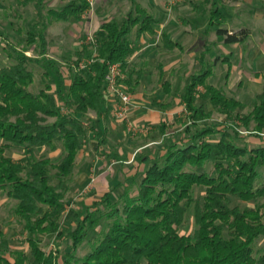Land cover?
I'll return each instance as SVG.
<instances>
[{"label":"trees","instance_id":"trees-1","mask_svg":"<svg viewBox=\"0 0 264 264\" xmlns=\"http://www.w3.org/2000/svg\"><path fill=\"white\" fill-rule=\"evenodd\" d=\"M18 1L33 3L38 18H43L41 0ZM220 1L214 0V6ZM89 8L86 0H78L53 15L62 22H78ZM217 14L214 8L212 19ZM155 24L154 17L138 5L121 23H103L94 34V44L80 53L87 61L84 68L80 62L70 67V84L57 93L46 80L37 93L28 90L34 75L26 51L17 52L15 64L0 67V190L17 199L15 214L28 234V253L12 252L10 241L0 234V264H264V255L254 254L255 242L264 237L262 208L232 205L234 201L258 203L264 198V185L255 187L258 170L264 168V146L248 148L237 143L243 138L235 124L221 132L216 124L200 127L211 115L205 106H196L195 96L198 87H203L204 98L213 109L235 116L248 137L262 139L264 91L257 95L252 110L241 114L245 107L240 101L208 83L211 69L193 76L182 96L193 126H187L178 143L164 146L162 157L146 169L137 193H126L119 201H113L108 193L92 206L94 211H86L77 226L65 234L70 245L62 263L58 256L43 250L44 236L62 234L66 182L75 172L78 155L92 129L86 125L91 123L89 115L109 113L104 91L108 67L120 64L127 75L123 84L134 92V71L129 69L128 59L142 35L155 34ZM45 29L46 25L36 28V33L28 32V44L39 38L44 45ZM133 34L136 41L130 39ZM218 34L225 44L234 45L243 42L249 31L221 29ZM163 40L170 44L165 37ZM172 45L174 49L176 44ZM164 88L169 91V84ZM62 107L68 114L62 113ZM10 146L29 152L60 148L62 154L56 163L47 157L14 162L6 155ZM194 168H205V172H192ZM53 170L56 183L51 180ZM199 187L204 190L201 201L194 198V188ZM100 207L108 213H102ZM191 207L195 230L182 235L179 229ZM103 219L108 220V227L102 239L92 251L78 257L76 251Z\"/></svg>","mask_w":264,"mask_h":264},{"label":"rangeland","instance_id":"rangeland-1","mask_svg":"<svg viewBox=\"0 0 264 264\" xmlns=\"http://www.w3.org/2000/svg\"><path fill=\"white\" fill-rule=\"evenodd\" d=\"M86 1H89L90 3V15L85 14L84 21L68 23L57 20L53 15L48 13V10L62 9L69 4L78 3V0H41L39 4L41 6L42 19L38 18L37 8L33 3L26 4L18 0H0V67L15 64L17 62L15 59L17 52L23 53L26 51V55L31 59V62L28 63V66L34 75V83L29 87L28 90L32 93H37L40 89L44 88L43 80L51 82L52 91L54 93H57V91L61 89L64 90V88H66L71 81L70 79L72 73L70 72V67L74 66L78 62H80L82 65H85V62H87L85 59H81L80 53L84 47H90V38L94 37L95 31L100 25V19L96 17L95 13H93L95 1ZM135 1L137 4H140L145 8L149 5L147 0ZM153 2L152 4H157L154 0ZM112 3L113 2L110 1V3L106 6L109 8L111 6L110 4ZM117 5L124 6V4L122 5L121 2H118ZM112 6L114 7L113 4ZM135 6L136 5H133L132 11H135ZM200 9L207 12L210 9V5L205 4L204 0H175L173 7L170 8V13H172V15L175 13L176 17H178V13L180 12L181 15L188 18L190 23L189 25H185V30L190 34H195L197 32L193 29V24L196 26V28L198 27L197 29L207 28L205 31L200 33V37L202 38L201 45L197 42L191 43L190 45H187L182 51L176 50L171 54L162 50L159 47V43L156 42V46L154 47L156 49H154L155 52H152V57H149L151 56L150 53L149 56L140 57L134 62L135 71L142 70L144 72L142 88L139 85L136 92L140 93L143 97V103L147 109L153 110L152 108L154 107L155 110L159 109L158 111L161 110L160 113H162V106L159 107V104L157 107L154 106V102H158V100H160L161 103L167 104L166 106L168 107H176V113L169 117L166 114L162 115L157 113L158 118L163 120V123H160L156 126L146 125L140 121L139 118L130 115L132 104L128 107V111L124 117H120L118 116L119 112H117L119 103L111 97H106L108 104H111V112L107 122L108 132H106V134H104L100 140L96 139L97 137L93 139V142H96L95 146L97 147L98 145V148L93 147V149H91L90 147H92V145L87 141L83 148V153H79L76 161L75 172L73 176L70 177V179H68L66 182L67 193L65 201L69 207L72 205L81 206L79 204L81 191H78L77 189L78 183L81 184L84 178H87L88 180L86 186L81 188L82 192L83 190L87 192L96 184L97 178L95 177V168L91 167L90 164H93L97 157L102 158L106 156L108 158V153L114 155L116 154L117 150H119V147L121 148L123 146H128L130 150H136L150 145L146 147V150L141 151L138 154L139 158H137L136 163L141 165L142 162L139 161L140 157H150L152 154L151 149L154 150L155 148L156 150H161V153L163 150V152H165L164 146L166 144H170L173 141H180L181 138L185 137V129L187 126L193 125L188 119L189 113L182 96L185 93L186 86L190 84L192 76L199 74L198 71L200 69V65L198 60L195 58V56L198 55V52L204 51L203 54L206 55L207 52H211V50L213 51L216 42H224V37L218 34V30L226 29L235 33L242 30H248L250 32L244 41L238 44L240 47H236L238 50L234 57L236 58L235 64L237 65L239 62H242V56L245 54L247 47L252 45L254 41L256 42V39L262 37V32H264V2L262 0H222L220 4V10L222 11L224 17L222 18L220 24H217L214 21V24H211L209 27L206 24L208 23V16L204 12H198ZM152 10L153 8L151 6L147 9V11ZM167 10L168 8H166V11ZM202 14H205V17L201 16ZM226 16H231L232 18L230 19ZM111 21H115L117 23L122 22L120 19H112ZM43 24L46 25V30L44 31L45 44L43 45L39 38H37L34 43L28 44V32L36 33L35 26H38L40 29ZM178 34L176 33L175 36ZM91 44H94V41ZM214 50L217 51L218 49L214 48ZM222 52L223 55H226V53H230L232 51L225 47L222 49ZM45 53H47L49 56L48 60L53 62V66H50V61L43 57V54ZM173 57H177L175 61V68H171V73L169 75L165 74V76L161 79L159 77L157 66H166L167 62L169 63ZM243 63L244 62H242L240 65L246 68V66L242 65ZM205 64L213 65L214 59L212 62L206 61ZM210 69L213 70V75H217L216 77L213 76L211 79L212 84L216 87H220L223 92L225 91V94L235 97L237 95L235 86H232L230 82L226 86L224 85L227 66L222 63L218 64L217 66L213 65ZM167 70L170 69L168 68ZM184 72H188L191 77L183 79L182 73ZM45 73H49V77L45 76ZM220 73L223 74L219 77ZM124 74L126 76V73ZM166 80L169 82L171 81L170 83L172 86V91L170 92H172V94H169L163 88V84L166 82ZM237 81H243V77H237L236 82ZM124 88L129 92V94H131V96H133V93L129 91L128 86H124ZM259 92H261V90H251L248 92L246 91L245 95L243 94L242 100L245 103L246 108H244L241 114H248L252 110V105L255 102V96ZM204 94V88L198 87L197 91L195 92L197 99L196 106L203 105L205 108L208 107V110L211 109V111H209L211 116L209 120L202 122V124L199 126L203 127L204 124H208L210 127H214L216 124L218 125L216 129L220 130L221 132L224 131L225 128H231L230 126L235 124V126H237V132L243 138L242 140L236 142L241 146L255 148L256 145L251 144V139L248 140L247 133L240 127V123L237 121L235 116H228L218 109H213L208 100L204 98ZM237 96H241L240 92ZM127 122H130L133 126H135L137 132L129 131ZM86 125L88 127L90 124L88 125L86 123ZM160 126H164L162 128L163 133L159 130ZM163 134H165L166 137L163 138ZM127 143H129V145H126ZM85 153H88V155H83ZM61 154L62 150L60 148L55 151L48 149H33L30 152L25 148L16 146H10L6 149V155L14 162H19L22 158L40 159L47 157L56 163V161L60 159ZM158 155L159 157L150 158L148 166H150L154 161L158 160V158L162 157L163 154ZM111 160L118 162L117 159L112 157L109 161ZM89 167L91 168L89 169ZM191 171L195 173H202L205 172V168H194ZM54 173L55 172L53 170L51 179L52 183L57 182L56 178L54 177ZM258 173L259 176L255 183L256 188L264 185V168L259 169ZM144 175L145 172L144 174L140 173L137 176V179H135V181L130 184L129 187H127L128 189L126 188L127 190L124 189L123 191H136V187L140 186ZM110 178L112 179L113 177H109L108 179ZM99 182L102 183L101 180ZM122 193L123 192L120 193L118 191V193L114 195L115 197L113 196L114 198H112V200L119 201V199L123 196ZM203 196V188H194V198L197 201H201ZM17 203V199L10 195L7 190H0V234L10 241L12 252L19 251L28 253V234L23 229L21 222L18 220V217L15 214ZM236 204H239L242 208H256L260 206L262 208V212L264 213V198L259 200L258 203L246 204L234 201L232 205ZM100 208L102 213H108V209H105L104 207ZM89 209L94 211L92 207H89L87 211ZM85 214L86 211L84 215ZM68 216L69 213L67 215H63L62 222H65ZM107 227L108 220L103 219L94 232H89L86 242L80 248H78L76 255L78 257H83L92 251L96 243L102 239L103 232L106 231ZM194 230L195 223L193 218V208L191 207L186 214L185 222L182 228L179 229V233L182 235H191L193 234ZM69 231L64 230V227H62L63 233L66 234ZM69 245L70 241L66 237L65 239L61 240L57 236L43 237V250L46 253L52 250H57L58 253L56 254L61 263L64 261V257L68 251ZM254 254L255 257L264 255V237L258 239L255 242Z\"/></svg>","mask_w":264,"mask_h":264},{"label":"crops","instance_id":"crops-1","mask_svg":"<svg viewBox=\"0 0 264 264\" xmlns=\"http://www.w3.org/2000/svg\"><path fill=\"white\" fill-rule=\"evenodd\" d=\"M95 1V7H93V13H95L96 17H98L100 19V25L99 27L96 29V31L100 28V26L105 23V22H109L112 19H120V20H124L126 18V16L130 13L133 12L132 11V7L133 5H138L139 7H141L142 9L146 10V12L150 15H152L154 17V19L156 20V24L154 26V33L155 34H149L146 33L144 35H142L140 37V39H138L136 41V37L133 34L130 39L132 41H136V46H137V50L131 55V57L128 59V66L129 69H131V71H134L132 73V83L135 86V90L132 96V107L130 110V115H132L133 117L139 118L140 121H142L144 124L146 125H159L160 123H163V120L158 118L157 113L159 114H166L169 116L174 115L176 113V107L171 106L168 107L166 106L167 104H163L160 102V100H158V102H154V106L157 107V105L159 104V107L162 106L161 108L163 109V112L160 113V111H158L157 109L155 110L154 107L151 109H147V107L145 106V104L143 103V97L141 96L140 93L136 92V90L138 89V86L140 85V87L142 88V82L144 80V72L142 70H137L135 71L134 69V62L140 58V57H145V56H149V54L152 57V52L156 49L154 48L156 46V42L159 43V47L164 50L167 51V53H174L176 50H183L187 45H190L191 43H199L200 45L202 44V38L200 37V33L205 31L206 29H197L196 26H194L193 24V29L196 30L197 32L195 34L193 33H188L185 30V25H189L190 21L188 20V18H186V16H183L180 14V12L178 13V17H176V14L174 13L172 15V13H170V8L173 7V3L175 2V0H163V1H159V0H154L157 4H152L153 0H147L148 4L153 8L152 11H147L148 7H150L148 5V7H143L140 4H137L135 0H94ZM110 1H112L114 7L112 6V4H110L111 6L108 8V6H106L107 4L110 3ZM264 2V0H262ZM89 3V1H87ZM118 2H121L122 5L124 4V6H119L117 5ZM167 4H166V3ZM222 0L219 2V4L216 5V7L214 6V0H204V3L207 5H210V9L209 13L205 12L204 10L200 9L198 12H204L208 17V23L207 26L209 27L211 24H214L213 22L215 21L217 24L221 23L222 18L224 17L222 14V11L220 10V4H221ZM154 3V2H153ZM104 4V5H103ZM135 6V8H136ZM172 6V7H171ZM166 8H168V10L166 11ZM216 8L218 14L216 15L215 18L212 19V11L213 9ZM198 9V8H196ZM61 9L58 10H48V13L53 15L54 12L59 11ZM85 14L90 15V9H88L85 13H83L81 20L80 21H84L85 20ZM205 14H202L201 16L205 17ZM54 16V15H53ZM221 16V17H220ZM55 17V16H54ZM229 17L230 19L232 18L231 16H226ZM56 18V17H55ZM179 18H180V22H179ZM219 19V20H218ZM79 21V22H80ZM205 25V24H204ZM44 26V24L42 25V27ZM41 27V28H42ZM38 29V26H35V29ZM183 28V29H182ZM46 30V29H45ZM95 31V33H96ZM179 31V34H178ZM181 31V32H180ZM229 32H232L231 30H227ZM178 34L175 36V34ZM250 34V32H249ZM192 36V37H191ZM198 36V38H197ZM163 37L166 38V40H169L170 44H168L167 42H165V40H163ZM189 43V44H188ZM172 44H176V47L174 49ZM222 47V48H220ZM228 48L230 49L232 52H228L226 53V55H223L222 49L223 48ZM235 47V48H234ZM236 47H240L238 44H234V45H227L224 42H216L214 45V48H217L218 50H211V52H207L206 55L203 54L204 51H199L198 55L195 56V58L198 60L199 65H200V69H199V74H202L203 72H205L206 70H209L211 68V66L215 65L217 66L218 64H224L227 66V70H226V76H225V83L224 85L226 86L229 82L232 86H235V90L237 92V95L241 96H235L233 98L237 99L238 101H240L244 107L246 106L245 103L242 100L243 94H246V91H251V90H261V92L257 93L260 94L264 91V32H262V37H259L258 39H256V42L254 41V43L250 46L247 47L245 54L242 56V62H244L242 65L246 66V68L242 67L240 64L242 62H239L238 65L235 64L236 63V58L234 57L235 53L237 52V48ZM168 48V49H165ZM158 49V48H157ZM248 50V51H247ZM221 52V53H220ZM206 57H205V56ZM27 56V55H26ZM43 57L47 60L49 59V56L47 53L43 54ZM210 57V58H209ZM176 58L177 57H173L170 62H167V65H163L157 66V70L159 71V77L162 79L165 74H170L171 70L173 68H175L176 66ZM214 59V64L213 65H207L205 64L206 61H211ZM50 61V60H48ZM51 62V61H50ZM170 70H167V69ZM172 68V69H171ZM207 68V69H206ZM211 76L208 79V83L212 84L211 79L213 78V70ZM224 73V72H223ZM220 73L219 77L223 74ZM183 75V79L187 78V77H191L190 74H188V72H184L182 73ZM138 75H141V77L138 79ZM194 75V76H197ZM127 76V75H126ZM217 76V75H216ZM215 76V77H216ZM243 77V81H237L236 82V78L237 77ZM134 77V78H133ZM193 77V76H192ZM171 82V81H170ZM169 81L166 80V82H164L163 84V88L165 86L166 83L169 84V91H166L165 88L164 90L166 92H168L169 94H172L171 88V83ZM214 87H216L215 85H213ZM203 88V87H202ZM219 89H221L220 87H217ZM222 90V89H221ZM225 92V91H224ZM255 96V102L252 105V108L254 107L255 103H256V97ZM229 96V95H228ZM165 106V108H164ZM111 104H108L107 101V108L109 109V113H104L100 116H96L94 114H90V127H92V129L90 128L88 137L85 141V143L88 141L90 142V144L92 145V147H90L91 149H93V147L95 148L96 146V142H93L94 138L100 140L101 137L104 136V134H106V132H108V128H107V122H108V118L110 116V112H111ZM208 107H206V110ZM246 108V107H245ZM208 111H211L208 110ZM149 112V113H148ZM164 125V124H163ZM201 125V123H200ZM162 126L159 127V130H161ZM161 134V133H160ZM163 138L166 137L165 134H163ZM250 140L251 144L256 145V147H262L264 146V138L260 139H256L253 137H248V140ZM92 141V142H91ZM255 141V142H252ZM173 142H177V141H173ZM126 145H129V143H127ZM85 146V145H84ZM150 146V145H148ZM148 146H144L140 149H136V150H130L128 148V146L126 147H119V150H117L116 154H111L108 153L107 156L108 158L102 157V158H96V160L93 162V164H90L91 167H94L95 169V174H96V184L93 186V188L89 189L87 192H85V190H83L81 188H84L88 182L87 178H84L83 182L81 184L78 183L77 185V189L78 191H81V197H80V202L79 204L81 206H71L69 207L67 204V209L64 213V215L69 213L68 218L65 220V222H62V226H61V230L62 227H64V230L69 231L73 228H75L79 222V220H81L83 218V215L85 213V211H87V209L89 207H92L95 203H99L101 202L102 198L108 194L111 193V198H114L118 191L122 194H126L129 193L130 195H135L136 191L138 190V187H136V191L134 190L133 192H125L123 191L124 189H126L127 187H129L130 184H132L135 179H137V176L141 173L144 174V172L146 171L150 158L153 157H159L158 154H164V150L161 153V150L159 151L156 150L154 148V150L151 149V156L150 157H144L141 156L140 157V162H142L141 165H138L137 162V158L138 154L141 151L146 150V147ZM255 147V148H256ZM84 148V147H83ZM98 148V145L97 147ZM165 148V147H164ZM162 148V149H164ZM84 150H82L81 152L83 153ZM138 151V152H137ZM137 152V153H136ZM83 155H88V153H85ZM114 158L117 159L118 162L116 161H109L110 159ZM105 158H107L106 160H104ZM110 158V159H109ZM89 165V166H90ZM137 165V166H136ZM89 167V169L91 168ZM89 171V170H88ZM113 177L112 179H108L109 177ZM108 179V180H107ZM143 179V178H142ZM102 181L99 182V181ZM90 185V184H88ZM128 189V188H127ZM126 189V190H127ZM114 196V197H113ZM117 201V200H115ZM76 212V213H75ZM79 219V220H78ZM61 239H65V233L62 232V234L60 236H57ZM53 254H55L57 256L56 253H58L57 250H52L50 251ZM49 253V252H48Z\"/></svg>","mask_w":264,"mask_h":264},{"label":"built area","instance_id":"built-area-1","mask_svg":"<svg viewBox=\"0 0 264 264\" xmlns=\"http://www.w3.org/2000/svg\"><path fill=\"white\" fill-rule=\"evenodd\" d=\"M90 4V3H89ZM91 43L94 41V37L90 38ZM85 65L80 64V68H84ZM126 79L125 74L122 72L120 64H111L108 67V71L104 78L105 95L115 99L119 106L117 107L118 116L124 117L128 111V107L132 104V96L124 88L123 81ZM63 114H68L66 108H61ZM126 118V117H125ZM128 130L137 132L136 127L130 122H127Z\"/></svg>","mask_w":264,"mask_h":264}]
</instances>
